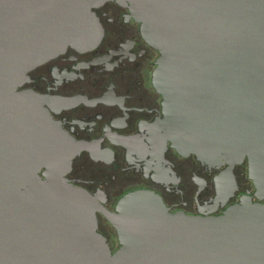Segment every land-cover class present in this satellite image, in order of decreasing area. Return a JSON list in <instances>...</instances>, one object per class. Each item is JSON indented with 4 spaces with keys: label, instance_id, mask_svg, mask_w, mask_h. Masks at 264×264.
<instances>
[{
    "label": "water",
    "instance_id": "95a60500",
    "mask_svg": "<svg viewBox=\"0 0 264 264\" xmlns=\"http://www.w3.org/2000/svg\"><path fill=\"white\" fill-rule=\"evenodd\" d=\"M105 2L127 8L157 53L151 80L171 148L209 167L246 161L261 203L187 216L139 190L109 212L65 181L76 151L53 140L63 134L40 98L17 89L67 48L95 47L92 9ZM97 212L116 232L114 253ZM0 264H264V0H0Z\"/></svg>",
    "mask_w": 264,
    "mask_h": 264
},
{
    "label": "flooded vegetation",
    "instance_id": "af4514ba",
    "mask_svg": "<svg viewBox=\"0 0 264 264\" xmlns=\"http://www.w3.org/2000/svg\"><path fill=\"white\" fill-rule=\"evenodd\" d=\"M92 12L102 31L97 45L67 48L30 70L17 89L40 98L63 134L53 140H64L61 150L76 151L65 181L109 212L123 195L139 190L158 195L170 213L187 216H218L243 197L261 203L253 197L246 161L209 167L171 148L151 80L156 51L127 8L105 2ZM96 232L111 253L117 251L116 232L98 212Z\"/></svg>",
    "mask_w": 264,
    "mask_h": 264
}]
</instances>
